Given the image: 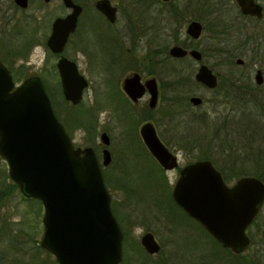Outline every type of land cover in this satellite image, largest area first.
<instances>
[{"label": "rangeland", "instance_id": "rangeland-1", "mask_svg": "<svg viewBox=\"0 0 264 264\" xmlns=\"http://www.w3.org/2000/svg\"><path fill=\"white\" fill-rule=\"evenodd\" d=\"M4 3L10 6L13 1L4 0ZM173 3H186V0H174ZM210 3H224V0H211ZM61 6L60 3L54 2L48 8H40L38 14L35 15L36 18L40 17V20L37 19L35 22V28H37L35 37L32 34L31 7L26 12L15 13L12 11L13 17L10 18L11 22L7 23L6 30L0 29V51L13 49L15 41L18 42L14 32L19 24L25 25L29 33L24 44L30 40V47L26 49L27 51L24 50L25 54L21 57L15 60L10 59L7 63L12 70L15 82L18 84L26 78L40 76L46 90L49 89L52 93L54 111L56 110L58 116L61 117V122L64 121L67 129L71 131L74 144L81 148L92 147L100 163H102L103 148L100 136L103 131H107L109 134L111 142L107 148L113 157V163L109 167L103 168V173L105 172L108 178L107 187L112 197L111 204L115 206L123 221L125 226L123 230L128 233L127 236L124 235L123 239L124 261L122 264H234L233 259L224 257L222 249L206 235L196 221L186 216L169 200L168 196L171 197L180 168L201 159H195L198 155L197 150L191 152L181 149L175 144L176 135L171 129L172 124L169 122L168 110L165 105L168 90L163 92V99L158 110L152 114V122L160 140L178 156L179 167L168 171L161 169L163 172L140 137V127L146 122L142 109L144 105L146 106L147 99L138 105H130L125 102L118 103L113 95L114 76L116 75L117 80L119 77L122 79L124 75L132 72L128 65L136 64L133 58L127 61V55L135 52L138 58H142L149 48V43L150 49L155 51L159 50L158 48L167 41L168 48L174 45L173 41H169L174 24L168 23L167 31L161 36L160 34L150 37L141 36V39L137 37L134 46V38L131 40L130 33L127 36L130 28L128 22L136 21L139 17L143 19L142 21L146 20V15L141 17L139 9L134 4L130 14L127 9L122 14H118L114 26L118 36H113L114 42H110L111 38L103 39V36L101 37L99 34L101 30L104 35L106 32L103 31L102 22L95 15L96 13L89 7L87 12L82 15L83 21L89 25L79 28L63 52L64 56L77 62L81 74L90 83L84 92L82 102L73 105L65 101L62 94L60 76L56 66L59 57L53 54L46 45L53 19L64 12L63 9H60ZM123 7L125 8V6ZM143 12L145 13L144 9ZM9 15L10 13L7 14V16ZM8 20L7 17L5 22ZM0 22L1 27L4 23V16L0 17ZM47 22L49 27H46ZM12 27V30H8ZM25 33L20 29V37H24ZM181 36V38H176L180 41L179 45H187L189 39L186 38L185 26ZM171 38L174 39V37ZM101 39H103L105 49L118 47L121 57H124V60L119 57L112 58L116 65L120 63L125 66L122 69L118 68L114 76L113 72L110 74L112 84H108L109 73L107 70H111L109 68L112 63L111 57L118 54V51L109 52V56L106 52L102 53ZM214 39L209 27L205 26L201 38L195 43L204 54L203 63L219 74L222 81L226 79L227 60L220 63L218 55L211 50V47L216 45ZM128 49L131 53H128ZM111 54L113 55L111 56ZM238 56L244 60L245 64L249 65L254 57H258V51L253 47L252 51L243 52ZM186 61L184 69L192 71L194 75L197 64L191 60ZM113 68L117 69L115 65ZM123 69L125 70L123 71ZM238 69L242 70L240 67ZM254 76L255 72H252L253 79ZM17 77L20 80H17ZM168 80V77L163 78L162 82L165 86ZM181 91L188 97L196 95L203 99L201 107L194 109L187 101V104L181 107V111H184V118L193 121L208 118L213 132L211 137L216 138L220 127L226 125L231 119L242 117V114L236 111V105L232 107V103L236 104L233 100L230 104L219 102L223 101L220 96L221 89L211 92L201 85L193 84L186 86ZM82 114L85 115V119H88L89 131L77 128L70 123L69 119L73 115ZM89 115H91V119H89ZM260 141L258 140L257 144H261ZM215 151V157L220 160L224 158V155L216 147ZM247 170L251 169L247 168ZM239 178L241 177L228 182V185H233ZM13 184V180L9 177L8 165L0 156V264H58L55 257L40 246L44 231L42 203L36 199L25 198L19 188H14ZM258 220L264 223V204ZM147 232L153 233L161 245L159 254L150 255L141 246V237ZM255 232L254 226L248 229L249 236ZM256 240L257 242L251 244L250 248L243 253V257L253 259L259 256L261 264H264V241H261L259 236L256 237Z\"/></svg>", "mask_w": 264, "mask_h": 264}, {"label": "water", "instance_id": "water-1", "mask_svg": "<svg viewBox=\"0 0 264 264\" xmlns=\"http://www.w3.org/2000/svg\"><path fill=\"white\" fill-rule=\"evenodd\" d=\"M15 3L25 8L28 0H15ZM236 3L244 13L262 16L261 7L256 4L259 0H236ZM64 4L74 10L67 17L55 20L46 45L52 53L60 54L56 66L64 99L78 105L89 81L80 73L77 62L61 54L77 27L81 7L71 0H64ZM96 4L111 22L115 21V8L108 0ZM187 34L199 39L201 23L191 22ZM169 55L175 59L190 56L197 62L203 58L199 50H187L179 45L171 46ZM238 63L243 61L239 59ZM194 78L209 89L218 85L217 76L205 64L199 66ZM255 81L263 83L260 72ZM123 89L135 103L149 92V107L156 108L158 85L154 78L143 84L140 76L133 74L125 78ZM189 102L198 107L203 100L194 95ZM140 136L165 171L179 167L178 156L160 140L152 123L147 122L140 128ZM100 141L109 146V135L102 133ZM0 156L6 161L9 177L20 192L42 203L44 231L40 246L51 253L58 264L122 263L124 233L111 209L112 197L94 149L75 147L54 112L40 76L16 84L1 62ZM111 162V153L105 148L102 165L106 167ZM171 197L185 215L199 223L224 249L240 255L251 245L247 231L264 204V183L257 177L243 176L230 186L211 160L201 159L180 169ZM140 243L150 255L161 250L151 232L145 233Z\"/></svg>", "mask_w": 264, "mask_h": 264}, {"label": "flooded vegetation", "instance_id": "flooded-vegetation-1", "mask_svg": "<svg viewBox=\"0 0 264 264\" xmlns=\"http://www.w3.org/2000/svg\"><path fill=\"white\" fill-rule=\"evenodd\" d=\"M12 1H13V3H10V6H8L4 3V0H0V14H1L0 17L4 16V23L1 25L0 29L2 28L3 31L6 30L7 23H10L11 22L10 18L13 17V14H11L12 11H14L15 13L26 12L31 7V9H32L31 19H32V24H33L32 34L34 37H35V29H37V28H35V22L37 19L40 20V17L36 18L35 15L38 14V12L40 11V8L41 9L45 8V7L48 8L49 6L53 5L54 2L60 3L62 5L60 7V9H63L64 12L60 13L59 15H57L53 19L51 26H50V34L52 32L53 24H54L55 20L57 18L67 17L74 10L71 7H67L64 4V0H50V1L28 0V5L25 8H22L19 5H17L15 3V0H12ZM71 1L73 2L74 5H79L81 7V13L79 14V17H78L77 27H76L75 31L70 35V37L66 43V46L68 45L70 39L78 32V30L81 26H88L89 25L88 23L83 21V17H82L83 13L87 12V9L89 7L92 8V11L94 13H96L95 15L102 22L101 25L104 29L103 31L106 32V34L104 35V33L101 30L99 32L101 37L103 36V39L111 38L110 40L109 39L108 40L110 42H114L113 36H118V35H116L115 29H114V26H115L117 18H118V14L119 13L122 14V12L125 11V9H127L128 14H130L131 7L136 3L134 0H108L109 3L111 4V6L113 8H115V15H116L115 21L111 22L101 11H99L97 9L96 3H98V1H100V0H71ZM157 2L158 3H151L150 0H146V2H145V8H144L145 15H146V20H145V25H146L145 26V32L146 33H145V36H149V37L151 35L158 36L159 34L161 36V34H163L167 31V25L174 24V30H172L170 37L181 38L182 37L181 36L182 31H183L184 26H185V33L187 36L186 38L189 39L188 41L186 40L187 45L186 44L185 45L174 44V45L182 46L183 48H185L187 50H199V46L195 42L198 41L201 37L199 39H192L191 36H189L187 34V28L191 22H199L202 25V34H203V31L205 30V26H208L210 29V33L213 35V38H215L214 40L216 42L215 43L216 45L214 47H211V50L218 55V58L220 59V63H223L224 60H228L227 58L229 55H230V57H231V55H233L235 57L233 59L230 58L229 64H228V62L226 64V66H227V68H226V79H223L221 81L220 75L215 73L212 69L213 73L217 76L218 85L220 82H223L224 86H225V90L227 89L229 91V94L232 97L237 96V94L239 93L238 91L234 90L239 85L241 87V89L243 91L242 93L244 94L246 99H248L250 101L263 100V97H264V3H261V2H264V0H259V3H256L257 5H259L261 7V12H262L261 17H257L255 15H252L249 13H244L242 8L239 6V4L236 3V0H224V3H173L174 0L169 1V2H163L162 0H158ZM121 3H125V4L122 5ZM123 6H125V8ZM8 13H10L9 16H7ZM90 15H92V13H90ZM7 17L9 18V20L7 22H5V19ZM127 19H129V17H127ZM128 24H129V22H128ZM165 25H166V27H164ZM13 27L9 28L8 30H10V29L12 30ZM46 27H49L48 22H47ZM20 29L26 32L24 37H20ZM28 33H29V31L27 30V27L25 25L19 24L18 28L14 32V35L17 36L15 38H16V40H18V42L15 41L13 49H9V50L6 49L5 51H0V62L9 69L12 77H13L12 70L7 63H8V61H10V59L15 60V59L21 57L23 54H25L24 50H26V49H28V47H30V43H29L30 40L29 41L27 40L28 43L24 44V41H26V38L28 39ZM129 33L131 34L130 28H129L127 36H129ZM202 34H201V36H202ZM97 38H98V36H97ZM103 39H101V42H100V44L102 46L101 47L102 53L106 52L107 55L109 56L110 55L109 52H112L115 49L109 48V47L105 49V47H104L105 45L102 42ZM138 39H141V38H138ZM237 42H239V43H237ZM174 45H172V46H174ZM66 46H65V48H66ZM253 47L255 48L256 51H258V57L257 58L254 57L252 59L251 63L249 65H247V64H245L243 59L239 58L238 55L242 54L243 52H247L249 50L252 51ZM65 48H64V50H65ZM169 48H168V54H169ZM15 49H16V51H15ZM149 49H150V43H149ZM129 51L130 50L128 49V53H131ZM147 52H148V49H147L146 53ZM261 53L263 54V57H262ZM56 55L60 58V54H56ZM61 55H63V53ZM112 55L113 54H111V56ZM103 56L104 55H102V57ZM113 56L111 57L110 61L112 62V64H111V66L109 65V68L113 72V76H114L116 74L118 68L122 69L125 66H122V64H120V63H118L117 65L115 63H113L112 58H118L119 57V58H123V60H124V57H121L120 52H118V54H115ZM202 57H203L202 60L199 62L195 61L190 56L183 58V59H186L189 61L191 60L197 64L196 70L194 71V75H193V79L195 82H196V80L194 77H195L197 70L199 69V66L201 64H205V63H203V59H204L203 53H202ZM59 58H58V60H59ZM104 58H105V56H104ZM130 58H133L134 60H140V58H138L136 56L135 52L132 54H128L126 57V60L129 61ZM68 59H70V58H68ZM173 59H175V58H173ZM239 59H241L243 61V63L239 64L238 63ZM70 60H72V59H70ZM101 61L103 62V59ZM149 61H150V59H149ZM154 61H155L154 64H151L150 62H148V63H136L133 65H131V64L128 65V67L131 68L130 70H132V72L130 74L124 75L122 77V79H120V77H119L118 80L116 79V75H115L114 76L115 81L112 84L114 86L113 95L117 99L118 103L125 102V104L130 103V105L131 104L138 105L144 99H147V104H146V106L144 105V107L142 109V114L144 116L146 115V116L152 117V118H153L152 114L154 112L156 113V111L158 110L159 104L163 99V92H166V89H167V84L165 86V84H163V82H162L163 78L166 79V77H167V70L165 68V65L161 64V62H160V61H162L161 56H159V54H156L154 56ZM230 61H231V63H230ZM114 65L116 66L117 69L113 68ZM103 67H104V65H103ZM239 67L242 68L241 71H239V69H238ZM114 70H115V72H114ZM124 70L125 69H123V71ZM252 72H255V76L258 72L261 73V76L263 78L262 84L256 83L255 76H254V79L252 78ZM133 74H138L140 76V81L143 84L147 80H150L153 78L157 81L158 102H157L156 108L151 109L149 107V101H150L149 92L146 91V93L143 95V97L140 98L138 100V102L135 103L129 98L127 93L124 91L123 82H124L125 78H127L128 76H131ZM13 80H14V78H13ZM43 83H44V81H43ZM197 85H201V84L197 83ZM218 85L215 89H209L203 85H201V86H203L205 89H207L211 92H216L218 89ZM85 90H84V92H85ZM220 94H221V92H220ZM83 96H84V93H83ZM192 96H194V95H192ZM192 96H190V97H192ZM190 97H188V102H189ZM215 97H216V95H215ZM189 104L191 105L190 102H189ZM202 104H203V102H202ZM201 105L198 107H194L192 105L191 106L195 109V108L201 107ZM161 119L163 120L164 116ZM152 121H153L152 119H148V120H146L145 123L150 122L154 125V123ZM144 124H142L141 127ZM155 129H156V127H155ZM104 132L107 133V131H103L102 133H104ZM102 145H103V148H102V152H103V150L105 148H107L108 146H105L104 144H102ZM112 163H113V157H112ZM110 165H108L107 167H109ZM101 167H102V165H101ZM102 168H106V167H102Z\"/></svg>", "mask_w": 264, "mask_h": 264}, {"label": "trees", "instance_id": "trees-1", "mask_svg": "<svg viewBox=\"0 0 264 264\" xmlns=\"http://www.w3.org/2000/svg\"><path fill=\"white\" fill-rule=\"evenodd\" d=\"M134 1L136 2L135 4L137 8L139 9V14L141 15V17H144L145 13L143 12V9L145 8L146 0ZM150 1L151 3H158V0ZM210 1L211 0H187L186 3H210ZM121 4L124 5L125 3ZM142 20L143 19L139 17L138 20L129 22L131 40L132 38H134V46L136 38H141V36H145L146 33L145 21ZM169 41H173L175 44H180V41H178L176 38L173 39L170 37ZM158 49L159 50L155 51L148 48V52L142 58H140V60L135 61L136 63L150 62L151 64H154V56L156 54H159V56H161L162 61L160 62L161 64L165 65V68L167 70V77L169 79L167 83L168 96L165 99V105L168 110L169 122L170 124H172L171 129L173 130L174 135H176L175 144L181 149L190 150L191 152L197 150L198 155L195 157V159L211 160L216 168L222 173L227 183L245 175L255 176L264 183V97L263 100L250 101L245 98L244 94L242 93L243 91L239 85L234 89L239 93L237 94V96L232 97L229 94V91L227 89L225 90L224 83L220 82L217 90L221 89L220 96L222 97L223 101L219 102L230 104L233 100L234 102H236V104L232 103V107L236 105V111L240 112L242 114V117L231 119L226 125L220 127V129L216 133V138L211 137L213 132L211 131L208 118L205 117L193 121L192 119L184 118V111H181V107H183V105H186L188 101L187 94L185 95V93L181 90L188 85L197 84L193 79L192 71H186L184 69V65L187 63L186 59L171 58L168 54V41L166 43H163L162 46ZM115 50L120 52L118 47L115 48ZM230 58L233 59L235 57L233 55H231L230 57L229 55L227 58L228 64ZM107 72L109 73V75L107 76L108 84H112V81L110 79V74L112 71L107 70ZM17 80H20L19 77H17ZM47 92L54 106L53 95H51L52 93H50L49 89ZM55 113L60 120L61 117L58 116L56 110ZM84 116V114L73 115L71 119H69L71 125L73 124L77 128H82L85 131H89L90 127L87 125L88 119H85ZM144 117L146 118V120L152 119V117H148L146 115ZM89 119H91V115H89ZM62 124L72 138L71 131L67 129L64 121ZM257 137H260L261 141ZM258 140L262 143L257 144ZM215 141L216 143H214ZM215 147L221 154L224 155L223 159L220 160L219 158L214 156V152H216ZM247 168H250L251 170H247ZM161 169L162 168H160V170ZM104 179L107 185L108 178L105 172ZM13 186L14 188H19L15 183L13 184ZM168 197L172 204L177 207L172 198L170 196ZM111 208L117 221L119 222L121 229L123 230L125 226L122 219L119 217L115 206L111 205ZM253 226L256 228V232L254 233L255 235H250L251 244L257 242V236H259L261 241H264V223L259 222L257 218L251 227ZM123 232L124 235L127 236V231L123 230ZM204 232L218 247L222 249L224 257H230L231 259H233V261H235L234 264H261V259L259 256L253 259H245L243 257V254L236 255L230 250L224 249L205 230Z\"/></svg>", "mask_w": 264, "mask_h": 264}]
</instances>
